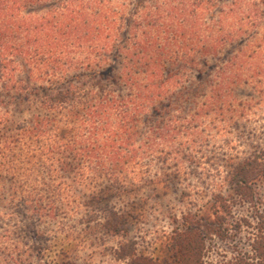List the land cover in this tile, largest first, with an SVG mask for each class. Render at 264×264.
Here are the masks:
<instances>
[{
	"label": "trees",
	"instance_id": "16d2710c",
	"mask_svg": "<svg viewBox=\"0 0 264 264\" xmlns=\"http://www.w3.org/2000/svg\"><path fill=\"white\" fill-rule=\"evenodd\" d=\"M221 2L0 0V264L43 258L48 249L29 245L30 233L73 240L61 218L122 239L115 253L126 264H264V150L256 146L227 165L211 161L223 180L208 208L194 200L170 214L171 259L140 254L128 239L130 213L98 206L145 186L169 188L187 163L204 167L201 125L250 122L264 110V0ZM238 40L245 47L196 101L189 74L203 75ZM248 87L256 109L235 94ZM237 204L249 215L238 217Z\"/></svg>",
	"mask_w": 264,
	"mask_h": 264
},
{
	"label": "rangeland",
	"instance_id": "374dc122",
	"mask_svg": "<svg viewBox=\"0 0 264 264\" xmlns=\"http://www.w3.org/2000/svg\"><path fill=\"white\" fill-rule=\"evenodd\" d=\"M232 0H222V4H229ZM216 11L210 15H217ZM137 18L139 22L144 21V14L141 12ZM246 40H238L234 44V47H228V52H223L220 56L221 59L209 60V68L206 69L203 75L197 71H192L189 75L188 82L185 86L188 87L191 82H195L199 87V95L196 101H202L203 96L207 93L209 79H213L212 75L215 73V69L221 67L225 62V58L230 56L231 52H236L237 49L245 47ZM252 49V47H251ZM254 49V47H253ZM247 51V48H246ZM113 63V62H112ZM115 63V62H114ZM118 67V61L115 65ZM177 69V68H175ZM202 68H200L201 70ZM103 74L108 72V69L102 70ZM118 71V70H117ZM115 72L116 74L118 72ZM203 80L198 82L196 79ZM207 80V81H206ZM254 90L251 87L242 88L241 91H236V96L241 102L250 103V98L253 99L252 105L254 109L258 107L259 101L254 96ZM185 113H192L193 105H184ZM250 122L229 123L221 122L212 124L206 121L201 125L200 131L204 130L203 135V152L202 156L207 161H203L204 167L200 169L194 167L191 163L186 164V171L181 175L172 177V181L169 188H164L162 185L145 186L139 192L125 193L122 195H116L105 200L98 205L106 209H114L123 212L125 215L130 213L129 217V230L130 235L128 239L135 240L137 243V249L140 254L151 257L155 260L163 262L165 260L173 258L169 246L168 233L171 229L170 220H168L170 214L175 213L179 215L180 212L185 211L193 204L192 201H201L199 208L203 210L208 208L213 198L214 191H218L223 180L222 176L217 177L220 173H215L211 170L209 165H212L211 161L217 162L219 166L227 165L230 162H235L236 157H247L254 150L253 147L264 150V110L259 108ZM230 130L225 133H221L222 129ZM260 151V150H259ZM200 154V156H201ZM215 156V158H214ZM217 158V159H216ZM171 170V168H169ZM168 170V171H169ZM157 169L153 167V172L157 173ZM109 185L104 181V184L100 185L99 190L104 192ZM229 191L228 188H226ZM233 212L238 217L249 215L250 209L244 205L237 204L233 207ZM60 221L72 227L74 232L73 240H69L65 235H44L40 241H36L33 234L28 235V244L34 246H42V250L48 249L43 252V258L39 259V254H36L31 258V264H47V262L55 261L62 262L68 258L73 260L76 264H126L125 261L119 260L115 251L117 250L118 241L122 239L108 235L101 231H94L93 233L81 232L84 229V223L78 218L72 219H59ZM103 218L98 222L102 223ZM95 226L96 224H91ZM57 226V224H55ZM49 225L47 228H51ZM54 228V227H53ZM40 231H44L43 226ZM46 231L42 232L45 233ZM248 232V231H247ZM246 236L247 233H245ZM246 239V238H245ZM220 245V251H226L231 253L233 246L225 244L223 242L218 243ZM38 253V252H37ZM230 255V254H229ZM215 258V257H214Z\"/></svg>",
	"mask_w": 264,
	"mask_h": 264
}]
</instances>
